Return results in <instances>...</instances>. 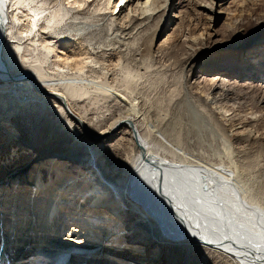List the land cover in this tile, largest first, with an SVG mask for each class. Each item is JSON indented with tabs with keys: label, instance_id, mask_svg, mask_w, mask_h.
I'll return each mask as SVG.
<instances>
[{
	"label": "rangeland",
	"instance_id": "1",
	"mask_svg": "<svg viewBox=\"0 0 264 264\" xmlns=\"http://www.w3.org/2000/svg\"><path fill=\"white\" fill-rule=\"evenodd\" d=\"M119 1L112 0L106 10H99L106 4L105 0H85L86 5L82 10L71 8L73 11L68 17L70 21L76 17L80 21L88 19L96 27L99 25V28H94L93 34L101 28L105 31L109 27L111 42H108V34H105L109 33L108 30L105 33L99 31L103 37L87 40V36L83 39L69 36V30L58 25L53 29L43 30L42 40L34 35L26 37V34L20 36L23 42L7 40L8 48L4 56L7 59V55H10L11 73H26L31 56L34 55L47 64V73L54 75L61 72L63 66H60L61 58L57 59V56L62 57L63 51L76 49L79 43L87 44L88 41L90 56L86 55L92 58L93 65L90 64V67L95 73H91L86 78L89 80L78 86L84 87L86 84L85 90L91 95L73 98L67 92V98L72 114L82 120L92 135H99L110 129L118 119L132 116L139 131L142 134L151 132L158 149L163 147L159 152L167 160H173L168 148L176 144L190 164L212 170L215 176L212 179L218 178L222 184L225 183V187L229 184L227 188L236 197L239 196V199L245 198L242 201L248 207L253 203L252 206L257 209H264V57L258 59L263 64L256 65L253 69L255 78L246 80L243 78L247 72L244 63L252 51L239 54L232 50L236 33L243 44L261 34L264 40V0H176L172 10L158 9L160 12L157 11L158 14L146 25H139L137 13H134L135 2L129 4L126 0L114 12ZM208 3L213 4L212 12L204 8ZM59 5L61 3L58 0L54 7L58 8ZM64 5L70 7L67 2ZM52 9L53 7L50 11ZM118 11L120 14L117 15ZM112 13H115L113 18L117 21L110 26V22H106L104 18L107 20ZM43 17L48 18L49 12ZM21 21L25 24L24 18ZM43 25L46 27L45 20ZM119 39L124 42L118 41ZM16 43H23L20 54L14 49ZM40 44L44 47L49 45V49L56 48V55L54 52L48 58L43 57L46 52ZM121 67L127 70L128 75ZM215 78H219L216 88ZM97 80L101 84L106 81L113 94L111 99L93 96L96 94V84H99ZM2 81L0 79V181L6 179L9 183L0 186V189L1 196L6 200L11 198L10 193L20 188L32 192L28 182L38 155H63L76 145H82L85 152L80 154L78 160L83 161V164H70L71 176L87 173L91 168L89 162L93 159L95 168L106 179L115 181L121 175L116 170L118 163L125 153L130 154L134 148L133 143L129 142V134H125L123 140L103 135L92 147H88L85 143H89V140L84 128L81 129L60 110L62 106L59 102L43 98L39 94L37 96L36 89H33L36 85L30 82L31 86H27L25 81L19 84H5ZM36 87L37 90L41 89L40 86ZM43 89H56L59 93H65L59 86ZM209 96L222 101L232 120L228 122L219 119V115L215 113L219 110V105L208 102ZM185 98L190 99L202 115L199 129L192 135H187L184 130L175 126L174 117L178 109L182 108ZM166 123H169L168 127ZM111 138L113 140L101 142ZM58 162L61 167L62 163L71 160L61 158ZM44 165L40 164L45 175L47 169ZM14 173L18 174V185L11 180ZM221 173L226 174L224 180L219 177ZM59 176L62 177L61 174ZM205 182L212 184L215 194L226 196L217 180L212 181L213 183ZM61 194L68 197L64 192ZM125 213L127 225H140L143 228L146 224L141 215H134L130 211L129 205ZM67 226L63 228L65 234L71 231ZM113 240L115 238L110 237L106 247H111ZM130 240L137 244L130 245ZM136 245L146 249L147 259L151 260V264H233L217 252L202 246L189 247L184 242L168 246L158 232L150 233L140 228L135 235L125 239L122 246L124 251L120 254L122 261L129 260L130 248ZM51 247L43 245L38 250L45 253L46 257L54 251ZM72 252L74 256L81 255L69 248V253ZM59 255L62 259L66 258L62 253ZM24 259L17 264H22L23 261L25 264L51 262L41 257Z\"/></svg>",
	"mask_w": 264,
	"mask_h": 264
},
{
	"label": "bare ground",
	"instance_id": "2",
	"mask_svg": "<svg viewBox=\"0 0 264 264\" xmlns=\"http://www.w3.org/2000/svg\"><path fill=\"white\" fill-rule=\"evenodd\" d=\"M57 1L0 0V79L5 84H19L25 81L27 86L30 83L40 86V90H37L36 86L35 88L31 87L36 89L37 96L39 94L46 99H55L62 106L60 110L70 118L72 115L77 119L76 121L72 118L75 123L81 129L84 128L83 131L89 140V143H85L86 146L92 147L94 142H97L103 135L109 136L108 138L115 136L123 140L125 134H129L131 136L129 142L133 143L134 148L131 147L133 151H130V154L125 153L120 159L116 170L121 175L119 174L120 176L115 181L106 179L95 168L94 159L89 162L91 168L87 173L83 172L75 177L69 174L71 173L69 167L72 166L70 164H83V161H78L80 154L85 152L82 145H76L63 155L58 153L38 155L28 182L32 192L20 188L18 191L10 193L11 198L6 200L4 196H1L2 189H0V264H17L19 260L30 257L49 259L51 262L48 264H151V260L147 259L146 249L141 245L130 248L128 261L124 262L120 258V254L122 255L124 251L122 246L125 244V239L127 236L135 235L138 228L150 233L158 232L168 246L184 242L189 247L192 245L194 247L202 246L207 250L217 252L233 264H264L263 208L259 210L252 206L253 203L251 207H248L249 205L242 201L245 198L239 199V196L236 197L235 193L233 194L227 188L229 184L225 187V183L222 184L218 178L212 179L215 177L212 170L190 164L186 160L187 158L182 156L181 149L176 144L168 148V153L173 160H167L164 154L160 155L159 152V149L163 147L158 149L151 132L142 134L132 116L118 119L110 129L99 135H92L82 120L72 114L68 107L67 92L73 98L91 95L88 90H85L86 84L84 87L78 86L80 83L88 81L89 78L88 80L86 78L91 73H95L90 67L93 60L86 55V53H90L88 41H86L87 44L79 43L76 49L63 51L62 57L57 56V59L61 58L60 66H63L60 67L61 72L54 75L47 73L49 69H46L47 64L42 62L39 56L34 55L31 56L26 73L20 75L11 73L10 55H7V59L4 56L9 39L19 41L20 36L26 34V37L34 35L38 40H42V31L53 29L57 25L69 30V36L81 39L87 36V40H93L97 36L103 37L100 30L104 33L107 30L110 31L109 27H105V31L104 28H101L93 34L96 26L89 23L88 19L84 21H80L76 17L72 21L68 19L73 11L71 8L82 10L86 5L85 0H71V2L70 0H59L61 5L55 8L54 4ZM105 1L106 4L99 10L103 8L106 10L111 5L112 0ZM124 1L126 0H120L119 4L115 5L114 12ZM175 1L127 0L129 4L135 2L134 13H137L139 25L142 23L146 25L153 20L160 8L172 10ZM65 2L70 4L69 8L65 7ZM52 7L53 9L50 11ZM204 8L212 12L213 4H205ZM120 11L116 14H120ZM48 12L49 17L44 19L43 15ZM113 15L115 13L108 16L107 20L104 18L106 22H110V26L117 21ZM23 18L25 24L21 21ZM42 20H45L46 27ZM40 22H42L41 25ZM96 28H99V25ZM105 34H108L107 40L111 42V33ZM238 35V33L234 35L232 50L239 54L252 51L248 54L247 62L244 63L247 72L243 78L253 80L256 75L254 67L263 64L258 59L264 57V40L261 38V34L243 44ZM118 41L124 42L122 39ZM21 44L14 45L18 54L22 49ZM42 45L41 47H44ZM47 47L43 48V51L46 52L43 57L46 58L56 51V48L49 49V45ZM121 68L123 69V67ZM123 70L128 75L127 70ZM93 77L95 79V76ZM92 79L90 78V80ZM218 81L219 78H215L214 88ZM105 82L102 81L103 85L101 82L96 84L94 92L96 94L93 96L112 98L111 88ZM55 86L61 87L65 93H59V90L56 89L50 91L43 89ZM207 101L211 104L214 103L215 106L219 105V110H216L215 113L219 115L221 121L232 120L228 108L223 105L220 99L209 96ZM201 116L194 103L185 98L182 108L178 109V113L174 117L175 126L184 130L187 135H192L199 129ZM166 126L168 127L169 123H166ZM110 140L113 139L101 142L106 143ZM61 158L71 160V162L62 163L63 166L59 167L58 161ZM40 164L42 166L45 164L44 167L47 169L45 175ZM58 174H61L62 177ZM221 174L217 176L224 180L226 174ZM54 175L55 177H53ZM17 176V173L12 174L13 179L11 180L14 183H16ZM210 178L212 181L219 182L224 193L226 192V196L214 193L212 184L205 182L213 183L209 180ZM198 181L203 184L201 185ZM8 183L6 179L1 180L0 186ZM16 184L18 185V183ZM63 192L68 196L67 198L61 194ZM128 205L134 215H141L143 223L146 221L143 228L140 225H127L125 210ZM64 226L71 229L68 234L63 233ZM110 237L115 240L112 241L111 247H106ZM131 240L130 245L137 244L131 243ZM43 245L44 247L50 245L54 249L49 253L51 256H46L48 258L45 257V253L38 250ZM69 248H73L81 255L74 256L73 252L70 254ZM94 248H97L96 251H93ZM61 253L66 258H60L59 254ZM68 256L69 258H67ZM22 264H25V261Z\"/></svg>",
	"mask_w": 264,
	"mask_h": 264
},
{
	"label": "water",
	"instance_id": "3",
	"mask_svg": "<svg viewBox=\"0 0 264 264\" xmlns=\"http://www.w3.org/2000/svg\"><path fill=\"white\" fill-rule=\"evenodd\" d=\"M71 117L74 119V120H76L77 121V119H75L72 115H71ZM83 128V127H82Z\"/></svg>",
	"mask_w": 264,
	"mask_h": 264
}]
</instances>
